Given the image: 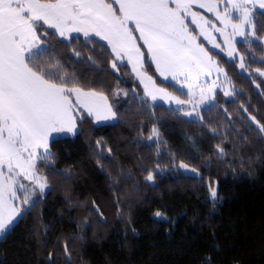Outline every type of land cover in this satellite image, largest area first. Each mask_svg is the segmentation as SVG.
<instances>
[{
    "label": "trees",
    "instance_id": "obj_1",
    "mask_svg": "<svg viewBox=\"0 0 264 264\" xmlns=\"http://www.w3.org/2000/svg\"><path fill=\"white\" fill-rule=\"evenodd\" d=\"M262 13L254 12L260 39L238 43L247 70L264 68ZM37 31L47 32L40 36L39 59L58 61L80 87L106 94L118 119L97 124L85 115L74 136L52 140V162H40L49 189L0 239V264H66L64 242L72 264H264V136L251 119L264 124V79L255 86L237 60L212 51L237 86V98L227 101L199 79L196 99L202 88L214 100L198 105L203 120L187 118L136 94L130 66L118 63L114 70L115 56L100 38L76 34L68 40L46 25ZM188 82L162 85L189 99ZM222 105L236 110L243 137L233 139L216 125ZM153 127L159 137L149 140ZM181 162L199 173L187 174ZM149 172L153 181L146 180Z\"/></svg>",
    "mask_w": 264,
    "mask_h": 264
},
{
    "label": "snow or ice",
    "instance_id": "obj_2",
    "mask_svg": "<svg viewBox=\"0 0 264 264\" xmlns=\"http://www.w3.org/2000/svg\"><path fill=\"white\" fill-rule=\"evenodd\" d=\"M194 6L213 13L215 19L195 11ZM257 8L264 10V0H112L111 3L108 0H0V238L14 230L18 218L37 203L32 200L37 191L42 194L49 187L48 177L37 171V165L52 162L50 137L54 133L75 135L76 114L83 119L82 110L96 122L117 116L102 92L85 91L58 61L49 63L39 59L44 52L40 36H47V32L38 33V27L47 25L68 40L73 32L83 33L86 38L100 37L108 42L115 55L111 67L119 71L117 62L126 59L144 85L146 97L191 105L193 111L185 114L195 113L203 120L198 105L207 104L214 97L205 96L201 88L196 99L193 88L198 86L201 73L207 74L208 67L215 62L207 49L197 43L198 36L189 30V24L195 25L199 36L215 48L221 45L215 43L213 32L223 35L228 57L235 58L237 36L245 42H250V37L260 39L254 23ZM137 34L161 76L191 81L187 83L188 100L156 87L153 77L144 70L145 53ZM73 52L80 55L75 49ZM239 59L240 68H245L244 57L241 55ZM256 71L264 75L260 69ZM224 95L235 93L225 90ZM251 119L264 136V124L255 116ZM153 137H159L155 127L148 139ZM217 148L223 153V148L219 145ZM180 167L189 166L181 162ZM146 180L153 181V173L149 172ZM24 181H29L31 186ZM211 196L216 198L215 188H211ZM155 215L161 217L162 213ZM63 247L66 264H72L68 243L64 242Z\"/></svg>",
    "mask_w": 264,
    "mask_h": 264
},
{
    "label": "rangeland",
    "instance_id": "obj_3",
    "mask_svg": "<svg viewBox=\"0 0 264 264\" xmlns=\"http://www.w3.org/2000/svg\"><path fill=\"white\" fill-rule=\"evenodd\" d=\"M108 2L111 3L112 0H108ZM113 6H114V7H117L116 5H113ZM258 9H259V8H258ZM194 10L197 11V12H201L202 14H204L205 16H207L210 20H214V19H215L214 14H213V13H208V12L206 11V9H200L198 6H194ZM262 11H264V10H262ZM189 19H190V18H189ZM234 22H238V21H235V20H234ZM46 26H47V25H46ZM129 26L132 27V26H133V23L130 22ZM47 27H48V26H47ZM217 27H221V25H220L219 23H217ZM48 28H49V27H48ZM50 29H52V28H50ZM53 30L56 32L55 29H53ZM189 30L193 33V35H197V36H198L197 43L203 45V47H204L205 49H207V51H208L209 54L211 55L212 60L215 62V65H214V66H210V67H208V69H207V74L201 73L199 79L202 80L203 82H205V85H206V83L211 84V85L213 86V88H214V91H216V90H220V91L222 92L223 95H224V91H225V90H230V91H232V92L235 93V92H236V89H237V86L234 84L233 81H230V78H229V76H228V74H227L226 68L223 67V66L219 63V59H218V57H216V56L212 53V51H218V52H220V53L225 54V56L228 57V55H227L228 46L224 43V37H223V35H221L220 33L213 32V36L215 37V43H218V44L221 45L220 48H215V47H213L212 43H209L207 40L204 39V37L199 36V29H198L195 25L189 24ZM228 31H231V29L229 28ZM37 32H38V31H37ZM57 34H58V33H57ZM76 34L83 35V33H76V32H73V33H71V36H72V35H76ZM83 36H84V35H83ZM89 37H98V36L91 35V36H89ZM62 38H64V37H62ZM98 38H100V37H98ZM137 38H138V41H139L138 34H137ZM250 38H251V37H250ZM100 39H101V38H100ZM101 40H102V39H101ZM41 41H42V40H41ZM103 41H104V40H103ZM104 42L108 44L107 41H104ZM240 42L247 43V42H245L241 37L237 36V37L235 38V41H234V46H235V49L237 50V51H236V57H235V58L228 57L229 59L237 60L238 65H240V62H241L240 59H239V56L242 55V56L244 57V54H243V53L240 51V49H239V44H238V43H240ZM139 43H140V47H141V49H142V50L144 51V53H145V57H144L145 69H144V70L148 73V75H150V76L153 77V79L155 80V85H156V87L166 89V88L163 86L164 83H166L167 81L174 80V79H172L171 76H169L168 78H165V77L161 76V75L159 74V72L155 71V74L161 78V83H162L163 85L160 84V83H158L156 76H154L153 74H151L150 71H149V69H148V64H147L146 60L149 59V60L151 61V59L149 58L148 53H147V51H146V46L143 44L142 41H139ZM108 45H109V44H108ZM109 46H110V45H109ZM43 47H44V43L42 44V48H43ZM245 47H246V46H245ZM110 48H111V46H110ZM113 54H114V53H113ZM114 56H115V55H114ZM245 57L248 58V55L246 54ZM262 59H264V57H263ZM246 62H247V61H245V59H244L245 68H243L242 70H243V71H246V73L251 77V79H253V83H254L255 86L259 85V83H258V82L260 81L259 79H264V75H261L260 72H257V71H256V69H260V68H255V69H253V70H251V69H248V70H247V69H246V67H247ZM118 63H119V64H120V63H126V64H128V65L130 66V68H131V70H132V65H131L130 63H128L126 59H125L124 61H118L117 64H118ZM151 63H152V65H153L154 68H155V64H154L152 61H151ZM239 67H240V66H239ZM217 69H223V72H220V71H218ZM240 69H241V68H240ZM155 70H156V68H155ZM260 70H261L262 72H264V68H263V69H260ZM225 73L227 74V79L225 78ZM133 74H134L135 80H136L137 83H138V85H137V84H136V85L139 86L138 90L136 89V88H137V87H136L134 91H136V94H139L143 100H147V99H148V100H150V102H151L152 104H163V105H165L167 108L178 109V110L180 111V113H181L184 117L199 119V117H197V116L195 115V113H193L192 116H188V115L185 114V113H187V112H192V111H193V108H192L191 105H188V104H185V105H177V104L175 103V101H171V102H169V101H167V100H162V99H159V98H158L156 101H152L150 97H146V96H145L144 85H143V84L140 82V80L136 77L135 73H133ZM181 78H182V77H181ZM209 84H208V85H209ZM84 90H85V91H88V90H90V89H84ZM166 90H167L169 93H171L173 96H176V97H178V98L181 99V100H188V99H186V98L180 97L179 95H176V94L170 92L168 89H166ZM97 92H99V91H97ZM103 94H104V93H103ZM209 94H210V93H209ZM235 94H236V93H235ZM104 95L107 96L106 94H104ZM224 96H225V95H224ZM225 98H226L227 101H229V100H232V101H233V100H235L237 97H236L235 95H232V96H225ZM107 102H108V104H110V105L112 106L113 111L116 112V109H115V108L113 107V105L109 102V100H108ZM235 111H236L235 109L231 110V109L225 107V105H222V106H219V107L217 108V110H216L217 115H216V118H214V119H215L214 121L216 122V125H218V126L224 131V132L231 133V136H232L233 139H235L236 136H238V137H243V134L240 135V129L237 128V125H236V123H235V117H234V115H233V114H236ZM82 114H83V116L87 115L86 112H84L83 110H82ZM116 114H117V113H116ZM76 115L78 116V118H77V122H78V119H79V115H80V114H76ZM117 119H118V115L116 116L115 119H112V120H106V121H100V122H96V121L94 120V118H93V120H94L95 123H97V124L112 123V122L117 121ZM256 128H257V130H259L258 127H257V125H256ZM77 129H79V127H78V123H77ZM246 130L249 131L250 129H246ZM61 136H74V135L71 134V133H60V134H55V133H54V134L52 135V137H50V140H49V150H50V144H51L52 140H53L54 138L61 137ZM50 152H51V150H50ZM42 163H43V162H42ZM44 163H49V162H48V161H44ZM46 165H48V164H46ZM188 166H189L188 168H183L184 171H185L187 174L194 175V174H198V173H199L198 170H197V168H195V167H193V166H191V165H188ZM191 169H196V171L193 172ZM37 171H38L41 175H45L44 172L40 169V163H38V165H37ZM24 182H25L26 184H29V186H31L29 181H24ZM216 186H217V185L214 184V185H212V188H215V190L217 191ZM48 189H49V187H48L47 189H45V191H44L42 194L46 193V191H47ZM21 191H22V190H21ZM38 195H41V193H39V191H37V194H36L35 196L32 197V200H34V198H36ZM210 195H211V190H210ZM30 204H31V202H30ZM25 207L27 208L28 206H25ZM18 219H19V218H18ZM0 239H1V238H0Z\"/></svg>",
    "mask_w": 264,
    "mask_h": 264
}]
</instances>
